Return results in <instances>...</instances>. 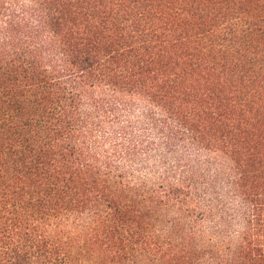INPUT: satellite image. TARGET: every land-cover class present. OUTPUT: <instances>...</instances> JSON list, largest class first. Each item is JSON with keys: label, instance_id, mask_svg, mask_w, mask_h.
Instances as JSON below:
<instances>
[{"label": "trees", "instance_id": "1", "mask_svg": "<svg viewBox=\"0 0 264 264\" xmlns=\"http://www.w3.org/2000/svg\"><path fill=\"white\" fill-rule=\"evenodd\" d=\"M0 264H264V0H0Z\"/></svg>", "mask_w": 264, "mask_h": 264}]
</instances>
